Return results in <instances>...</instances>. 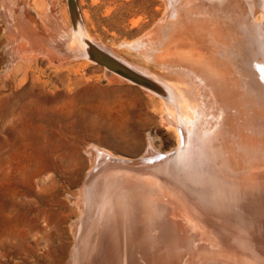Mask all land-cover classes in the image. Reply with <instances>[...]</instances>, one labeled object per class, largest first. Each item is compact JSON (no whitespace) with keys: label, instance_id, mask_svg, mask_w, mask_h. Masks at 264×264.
Masks as SVG:
<instances>
[{"label":"bare ground","instance_id":"bare-ground-1","mask_svg":"<svg viewBox=\"0 0 264 264\" xmlns=\"http://www.w3.org/2000/svg\"><path fill=\"white\" fill-rule=\"evenodd\" d=\"M66 1L69 27L58 8L46 15L54 54L98 65L95 49L164 88L160 95L138 86L160 100L176 144L167 154L149 144L138 159L122 157L131 162L87 151L95 166L68 195L74 245L58 263L264 264V0H164L139 51L165 75L178 71L179 84L95 41ZM20 15L3 13L9 72L43 45ZM43 240L49 251L53 240Z\"/></svg>","mask_w":264,"mask_h":264},{"label":"rangeland","instance_id":"rangeland-1","mask_svg":"<svg viewBox=\"0 0 264 264\" xmlns=\"http://www.w3.org/2000/svg\"><path fill=\"white\" fill-rule=\"evenodd\" d=\"M75 1L90 37L128 62L164 74L139 51L146 45L141 37L166 11L164 0ZM52 8H58L69 27L66 0H0V264L67 259L74 245L68 195L77 193L94 169L95 157L90 159L88 150L135 160L149 144L165 154L176 144L156 96L128 82L109 81L102 66L83 58L65 60L54 54L57 35L46 16ZM5 11L14 18L21 13L32 24L31 34L43 40L33 51L36 58L21 60L22 66L17 62L12 72L4 65L2 50ZM166 73L181 83L178 71ZM48 236L53 240L49 251L43 240Z\"/></svg>","mask_w":264,"mask_h":264},{"label":"water","instance_id":"water-1","mask_svg":"<svg viewBox=\"0 0 264 264\" xmlns=\"http://www.w3.org/2000/svg\"><path fill=\"white\" fill-rule=\"evenodd\" d=\"M68 4L70 9H74L76 1L68 0ZM90 55L98 65L106 68L107 70L122 76L137 86L147 88L151 91L157 92L160 95H163L164 88L154 84L150 79L133 72L114 58L95 49L90 52Z\"/></svg>","mask_w":264,"mask_h":264},{"label":"snow or ice","instance_id":"snow-or-ice-1","mask_svg":"<svg viewBox=\"0 0 264 264\" xmlns=\"http://www.w3.org/2000/svg\"><path fill=\"white\" fill-rule=\"evenodd\" d=\"M261 71H264V66L261 67ZM262 78H264V77H262Z\"/></svg>","mask_w":264,"mask_h":264}]
</instances>
